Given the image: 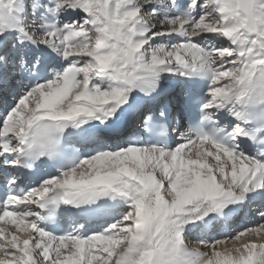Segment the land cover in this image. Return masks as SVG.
Wrapping results in <instances>:
<instances>
[{
  "label": "snow or ice",
  "instance_id": "obj_1",
  "mask_svg": "<svg viewBox=\"0 0 264 264\" xmlns=\"http://www.w3.org/2000/svg\"><path fill=\"white\" fill-rule=\"evenodd\" d=\"M69 10L83 15L62 24ZM166 76L206 79L202 123L218 124L215 113H226L232 130L181 133L174 148L159 141L109 145L56 175L37 176L38 186L27 192L10 191L0 202V222L12 226L0 227V264H264V223L212 243L200 239L195 248L185 235L188 225L224 215L252 194L264 201V161L245 154H264V0H0V86L17 80L24 88L0 115L6 171L55 166L69 128L80 129L85 143L105 145L98 125L127 112L166 136ZM185 95L191 102L194 87ZM92 121L98 124L83 129ZM5 179L11 190L16 179ZM116 197L129 211L103 231L57 236L40 227L50 206L54 214L60 205Z\"/></svg>",
  "mask_w": 264,
  "mask_h": 264
},
{
  "label": "bare ground",
  "instance_id": "obj_2",
  "mask_svg": "<svg viewBox=\"0 0 264 264\" xmlns=\"http://www.w3.org/2000/svg\"><path fill=\"white\" fill-rule=\"evenodd\" d=\"M45 3L48 2V0H44ZM147 7L149 9L151 8H157L158 11L161 13V15H172L173 13L169 11V9L167 7H161L160 5H147ZM80 14V12L78 13H73L71 12V10L64 12L61 17H60V22L63 23H72V18L77 17ZM32 19V14L31 11L28 14V18L26 20V22L31 21ZM47 18H43L42 19V23H47ZM166 43L172 42L175 43L176 41L174 39L170 40L169 38H160V41H164ZM213 43H218V41H212ZM204 79L201 77H180V76H171V77H165L161 80V86L163 88V94L162 96H166V94L168 93L169 90L173 89V88H179L184 86V83L188 80L195 81V79ZM206 80V79H204ZM159 91V89H158ZM134 96H138L141 99H147L143 96V93H139V92H134L133 93ZM161 98V97H160ZM13 100V98L11 99ZM17 102V101H16ZM127 107V106H125ZM2 115V114H0ZM131 115H134L131 112H127L124 114V116L115 124H111L108 127H106L105 125H98L99 129L103 130L104 133L113 130L114 128H117L118 126H120L122 123L124 122H128L129 117ZM92 124H98V122L92 121L89 124H85L83 125V129H88L91 127ZM72 131L78 133L81 130L80 129H72ZM183 139L182 137L178 138V142L175 143V146L178 143H182ZM255 202V205H251V209L250 206H248L250 203ZM263 203V204H262ZM261 204V205H260ZM98 206H102L101 208L105 209L107 206L106 205H110L115 211V214L117 217H119L118 220H120L122 218V216L124 215V210L126 208H128V204L126 203V201L123 198L120 197H116L115 199H108V200H103V201H98L97 204ZM248 209H250V211H248ZM240 211L241 213H244L243 216H241L237 221L241 222L243 224H249L251 227L253 226H257L258 223H264V218L260 217L259 212L261 210H264V202H262V200L255 198V194H252L248 200H246L242 205H234V206H229V208L224 209V215H217L215 213L210 214L208 217L205 218L204 222L200 223V225L197 226H193V225H189V227H186L185 229V234H187L186 236H190L189 240H191L192 243L189 244V246L191 248H195L197 247V245L195 243H197L200 239L206 240L209 243H211L212 241H215V237L217 236V238H221V239H227L230 238V236L226 237V232L228 231V234L231 235L230 233H234L236 230L234 229V226L237 223H234L232 220V215L234 214V212L236 211ZM114 213L111 211V214ZM254 213V214H252ZM242 215V214H241ZM255 216H258V219H254ZM252 217V218H251ZM115 221L112 220L111 223L113 224ZM220 224H222V227H220ZM6 226H11V223L9 222ZM14 231V229H12ZM189 230H191V233H189ZM195 231H197L195 233ZM217 232V233H214ZM19 233V232H18ZM16 232V234H18ZM237 233V232H236ZM21 234H23V232H21ZM213 235V239H208L206 238V236H212ZM215 236V237H214ZM23 238V237H22ZM229 243V242H228ZM238 243V242H237ZM229 245H232L229 244ZM228 246V245H227ZM229 247V246H228ZM232 247V246H230ZM229 247V248H230ZM201 251H204L203 247L201 246L200 248Z\"/></svg>",
  "mask_w": 264,
  "mask_h": 264
},
{
  "label": "rangeland",
  "instance_id": "obj_3",
  "mask_svg": "<svg viewBox=\"0 0 264 264\" xmlns=\"http://www.w3.org/2000/svg\"><path fill=\"white\" fill-rule=\"evenodd\" d=\"M29 12H30V10H29ZM82 15H83V13H80L77 17L72 18L71 21L73 22V21H75V20H79L80 17H81ZM212 41H214V40H212ZM212 41H211V42H212ZM161 43H166V42H165V40H164V41H161ZM212 43H213V42H212ZM105 87H106V86H105ZM14 106H15V105H14ZM128 211H129V207L126 208V209L124 210V214L127 213ZM238 217H239V215H235V219H236V220L238 219ZM118 219H119V218L115 219L114 221L117 222ZM235 219H234V220H235ZM115 222H114V223H115ZM234 222H235V221H234ZM199 224H200V223H198V225H199ZM239 225H240V226H239ZM241 225H242V223H238V222H237V225L234 226V228H235L236 231H235L233 234H231L230 237L235 236L238 232L244 231L246 228H250L249 226H246V225H245L246 227H242ZM109 226H110V225H109ZM109 226H108V227H109ZM236 226H237V227H236ZM187 227H189V225H188ZM220 227H222V224H220ZM106 228H107V227H106ZM236 232H237V233H236ZM195 233H196V232H195ZM17 235L20 236V237L22 238V237L25 236V233L21 234V232H19ZM185 235H187V234H185ZM189 237H190V236H187L188 239H189ZM215 239L218 240V239H221V238H217V236H216ZM212 242H214V241H212ZM212 242H211V243H212ZM231 243H232V241H229V243H228V246H229V247L232 246V245H229V244H231Z\"/></svg>",
  "mask_w": 264,
  "mask_h": 264
}]
</instances>
